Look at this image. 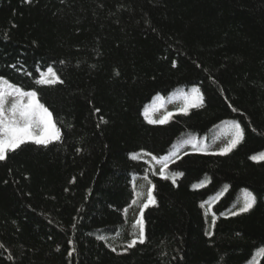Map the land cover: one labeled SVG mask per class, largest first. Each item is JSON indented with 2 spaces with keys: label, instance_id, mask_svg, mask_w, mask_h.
<instances>
[{
  "label": "trees",
  "instance_id": "16d2710c",
  "mask_svg": "<svg viewBox=\"0 0 264 264\" xmlns=\"http://www.w3.org/2000/svg\"><path fill=\"white\" fill-rule=\"evenodd\" d=\"M0 77L61 130L0 161V264H264V0H0Z\"/></svg>",
  "mask_w": 264,
  "mask_h": 264
},
{
  "label": "snow or ice",
  "instance_id": "6c2138e0",
  "mask_svg": "<svg viewBox=\"0 0 264 264\" xmlns=\"http://www.w3.org/2000/svg\"><path fill=\"white\" fill-rule=\"evenodd\" d=\"M27 3H31V0H25ZM38 84L52 85L56 83H63L60 80L57 73L52 69L48 68L47 73L41 75V78L37 81ZM7 95H16L21 98L18 102L12 104L11 109L8 110L9 114H6L4 108L5 97ZM27 98V103L23 102V98ZM202 102L198 90H193V95L187 100L185 107L181 110L187 112L188 107L197 106V102ZM99 112V109H96ZM171 114H169L170 116ZM168 117L160 121H149L150 123H164ZM101 121L106 123L101 117ZM99 127V125H97ZM235 138L223 149L221 154L227 153L232 150L243 138V130L239 124L236 126ZM61 130L56 126L53 121L52 113L42 103H40L37 92L35 90L25 91L21 86L14 85L8 80L0 77V161L6 159V154L10 151H15L22 144L27 141H31L37 145L47 146L53 140H60ZM79 151V149H77ZM155 159V157H153ZM252 159L264 160V154L254 156ZM167 168V162L164 163L160 169V175L164 176V170ZM150 183V182H149ZM173 183L175 180L173 179ZM154 187V186H153ZM148 200L142 206L140 218H138L133 227H139L138 237L132 239L128 244V247H133L137 242L143 244L145 242L144 232V221H143V209L148 207L149 203H155L152 188L148 189ZM256 198L252 195H248L245 199L243 206L239 209V212H248L255 204ZM135 203V201H133ZM204 205L202 204L201 207ZM239 212H232V215H238ZM213 225L215 224V217L213 216ZM206 235L211 236L212 233L208 232ZM71 243V241H70ZM2 247V245H0ZM113 251L116 249L113 248ZM74 251V249H73ZM72 253L69 252V255Z\"/></svg>",
  "mask_w": 264,
  "mask_h": 264
},
{
  "label": "rangeland",
  "instance_id": "374dc122",
  "mask_svg": "<svg viewBox=\"0 0 264 264\" xmlns=\"http://www.w3.org/2000/svg\"><path fill=\"white\" fill-rule=\"evenodd\" d=\"M21 98L14 96L12 98L9 99L8 104L5 105V112L6 114L10 115V112L8 110L11 109L12 104L18 102V100H20ZM23 102L25 103V100L23 99ZM171 109V106H167L164 109H154L153 110V114L154 116H161L164 112H166L167 110ZM226 141V137L224 136H220L218 137V140L214 142V144L211 146V148H217L220 147L221 144H223ZM187 147H191V148H206V147H198V145L191 139L187 140L184 144H182L180 146L181 149H186ZM210 148V147H209Z\"/></svg>",
  "mask_w": 264,
  "mask_h": 264
}]
</instances>
